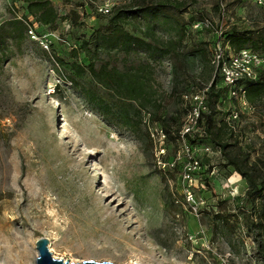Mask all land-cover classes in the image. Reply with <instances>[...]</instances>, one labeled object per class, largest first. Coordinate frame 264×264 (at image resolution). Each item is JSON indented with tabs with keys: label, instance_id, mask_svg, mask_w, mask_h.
<instances>
[{
	"label": "rangeland",
	"instance_id": "obj_1",
	"mask_svg": "<svg viewBox=\"0 0 264 264\" xmlns=\"http://www.w3.org/2000/svg\"><path fill=\"white\" fill-rule=\"evenodd\" d=\"M50 1L59 20L53 29L36 28L49 52L28 37L10 42V54L0 58V264H21L25 254L35 264V244L41 238L48 240L54 259L70 264H264V253L258 252L239 214L245 210L250 215L254 203L224 197L227 180L242 177L227 172V156L245 154L250 164L264 160V99L254 104L253 116L231 124L233 130L227 119L236 102L225 89L209 98L207 124L212 135L226 125L227 147L219 148L217 157L202 156L218 173L210 181L214 188L205 185L197 194L196 214L184 200L179 171L190 151L175 141L182 96L212 82L210 45L231 33H264V9L248 0H170L182 4L180 11L159 8L168 0ZM25 7L23 0H0V25L15 13L23 15ZM100 8L110 11L102 14ZM116 9L144 11L125 25L135 37L143 38L151 28L159 44L169 45L184 34L178 51L156 62L143 52L100 55V61L119 69L150 66L147 77L162 110L154 124L143 114L141 127L133 131L108 123L65 79L71 63H89L84 53L74 59L71 51L107 32ZM154 9L160 11L150 12ZM205 21L213 29H193ZM55 58L64 60V68L56 67ZM80 82L87 86L90 79ZM162 126L169 131L164 146ZM207 144L218 148L210 135ZM181 150L186 153L170 168ZM198 178L204 180L201 171L194 177L199 184ZM241 179L239 193L248 188ZM219 202H226L227 214L235 216L228 223L232 235L215 234L209 212L216 213L212 206Z\"/></svg>",
	"mask_w": 264,
	"mask_h": 264
},
{
	"label": "trees",
	"instance_id": "obj_2",
	"mask_svg": "<svg viewBox=\"0 0 264 264\" xmlns=\"http://www.w3.org/2000/svg\"><path fill=\"white\" fill-rule=\"evenodd\" d=\"M23 2L26 5L25 13L21 16H17L15 13L12 18L0 25L1 59H6L10 54V45H8L10 42L22 43L28 38L27 24H34L36 28L53 29L59 20L58 11L50 0H23ZM164 7L180 11L182 4L168 0L159 6L162 9ZM154 11L160 10L154 9L150 12ZM142 13H144L142 9L135 10V12H123L116 9L110 19L111 28L107 32H98L92 44H82L78 49L71 51L74 59H77L79 52L84 53L89 63L87 66H81L77 62L71 63L68 66L71 75L69 78H65L79 90L87 104L108 123H116L132 131L141 127L143 114H146L149 124H154L158 121L157 117L162 110L161 100L153 92V84L147 77L150 66L147 64L146 67L135 69L123 65L122 69H119L111 66L109 62L100 61V55L111 52H121L125 55L143 52L150 61L156 62L163 57L174 55L184 36L182 32L176 42L169 45L159 44L151 28L146 30L147 35L143 38L133 36L125 29V25L131 16ZM73 15L75 14L73 13ZM224 42L236 53L244 49H251L256 53L264 52L263 32H260L257 37L252 31L242 34L231 33ZM54 63L58 69L65 66L64 60L59 58H55ZM97 63L100 64L98 67ZM83 77L90 79L89 85L82 86L80 80ZM209 98H217L214 86L209 91ZM247 99L252 105L264 99V72L259 75V79L255 83L248 84ZM165 124L169 127V120ZM210 126L211 124L208 122L211 141L218 148L225 150L227 146H225L223 137L226 125L219 126L214 135L211 133ZM161 131L165 136H169L166 127L162 126ZM226 165L234 168L248 184L245 200H251L254 203V211L247 215L245 210H241L239 214L245 219L247 232L252 235L254 241H257L258 252L264 253V160L259 159L254 164H250L247 155L234 152L227 156ZM257 201H259L258 206L255 205ZM225 203L219 202L216 206H212L218 209L216 213L209 212V216L216 222L215 234L220 236L234 233L233 226L228 223L231 217L235 218V216L227 214L224 209Z\"/></svg>",
	"mask_w": 264,
	"mask_h": 264
},
{
	"label": "built area",
	"instance_id": "obj_3",
	"mask_svg": "<svg viewBox=\"0 0 264 264\" xmlns=\"http://www.w3.org/2000/svg\"><path fill=\"white\" fill-rule=\"evenodd\" d=\"M248 1L255 5V7L264 9V0ZM109 11L107 8L99 9V12L102 14H108ZM35 28L36 25L27 24L28 37L36 41L44 51L49 52L50 46L46 38L39 37ZM202 28L207 30L213 29L211 23L208 21H205L204 25L198 24L193 26L194 30ZM216 34L219 33L216 32ZM209 52V64L213 72L212 82L202 89H195L191 94L182 96L179 104L181 126L175 138L177 143L189 148L190 151L189 161L187 160L181 163L179 165V171L180 180H182L183 185L186 187L184 200L192 207L194 214L197 213L199 204L197 194L206 189L205 185L214 188V185L210 181H213L212 178L218 173L217 167L203 163L202 156L217 157L221 152L219 148L213 149L211 145L207 144L209 137L207 116L210 114L208 105L209 91L213 86L217 93L225 89L227 98L230 101L236 102L237 108L230 111L227 119L228 127L234 130V126H231V124H239L241 117L254 115L255 106L250 104L247 99V88L248 84L255 83L259 79V75L264 72V52L256 53L251 49H244L236 53L230 49L228 44L219 39L213 41L210 45ZM164 144L165 135L163 134L160 146H164ZM193 145L194 148L192 147ZM197 147L202 148V151L197 152L195 150ZM185 153L184 150L178 152L174 160L175 162L170 164L169 167L173 169L175 163L180 162L182 154L184 155ZM226 170L230 174L234 173V169L231 167H227ZM198 171H201V176L204 179L198 178L201 182L199 184L194 179ZM241 178L240 181L234 182L233 184L230 179L227 180L229 186L224 197L230 199L240 197L241 199H245L248 188H242L241 193H239L238 185L242 183ZM246 240L243 242V246L248 247Z\"/></svg>",
	"mask_w": 264,
	"mask_h": 264
},
{
	"label": "water",
	"instance_id": "obj_4",
	"mask_svg": "<svg viewBox=\"0 0 264 264\" xmlns=\"http://www.w3.org/2000/svg\"><path fill=\"white\" fill-rule=\"evenodd\" d=\"M36 250H37V257L35 260V264H70L67 262H64L62 260L54 259L51 255V253L48 250V240L45 238L39 239L36 244ZM82 264H99L96 262H83ZM101 264H111V263H101Z\"/></svg>",
	"mask_w": 264,
	"mask_h": 264
},
{
	"label": "bare ground",
	"instance_id": "obj_5",
	"mask_svg": "<svg viewBox=\"0 0 264 264\" xmlns=\"http://www.w3.org/2000/svg\"><path fill=\"white\" fill-rule=\"evenodd\" d=\"M235 182V180H232L231 183L233 184ZM51 249V248H50ZM31 263V256L28 255V254H25L23 257H22V262L21 264H30Z\"/></svg>",
	"mask_w": 264,
	"mask_h": 264
}]
</instances>
